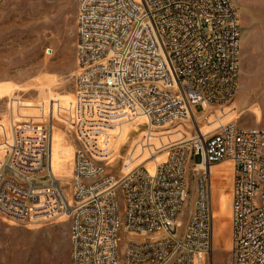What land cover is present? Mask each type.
<instances>
[{"label": "built area", "instance_id": "built-area-1", "mask_svg": "<svg viewBox=\"0 0 264 264\" xmlns=\"http://www.w3.org/2000/svg\"><path fill=\"white\" fill-rule=\"evenodd\" d=\"M240 32L233 0H79L73 99L11 117L0 146V216L22 225L69 219L70 264H196L212 246L210 166L226 160L231 264H264V126L226 122L150 141L196 105L204 112L232 98ZM55 118L76 141L70 181L52 169ZM136 122L146 128L126 167L108 174L113 132Z\"/></svg>", "mask_w": 264, "mask_h": 264}, {"label": "rangeland", "instance_id": "rangeland-1", "mask_svg": "<svg viewBox=\"0 0 264 264\" xmlns=\"http://www.w3.org/2000/svg\"><path fill=\"white\" fill-rule=\"evenodd\" d=\"M79 0H0V146L8 143L11 117L35 116L38 106L73 99L76 72V8ZM240 19L239 74L232 98L209 110L194 107L190 118L154 129V145L190 136L198 129L213 132L221 123L264 126V0H233ZM54 100V101H52ZM53 166L55 175L70 181L71 155L76 145L70 129L55 118ZM106 172L115 176L126 166L124 158L146 128L144 122L120 126ZM187 164L191 188V156ZM231 163L210 170L213 212L212 246L203 264H231L230 195ZM192 194L178 217L184 227ZM118 208L123 198L117 193ZM70 220L22 225L0 216V264H70ZM198 259V264L200 262Z\"/></svg>", "mask_w": 264, "mask_h": 264}, {"label": "bare ground", "instance_id": "bare-ground-1", "mask_svg": "<svg viewBox=\"0 0 264 264\" xmlns=\"http://www.w3.org/2000/svg\"><path fill=\"white\" fill-rule=\"evenodd\" d=\"M202 132V131H201ZM53 137H54V133H53ZM53 137H52V144H51V150H52V169H53V172H54V166H53ZM73 151H74V149H73ZM73 151H72V155H71V161H72V157H73ZM225 162H229V161H226V160H224V161H221V162H218V163H216V164H213V165H211L210 167H213V166H216L217 164L219 165V164H222V163H225ZM229 163H231V162H229ZM54 174H55V172H54ZM210 187H211V182H210ZM205 258V257H204ZM199 259V258H198ZM198 259L196 260V263L198 262ZM201 260H200V262L198 263V264H203V256L200 258Z\"/></svg>", "mask_w": 264, "mask_h": 264}, {"label": "crops", "instance_id": "crops-1", "mask_svg": "<svg viewBox=\"0 0 264 264\" xmlns=\"http://www.w3.org/2000/svg\"><path fill=\"white\" fill-rule=\"evenodd\" d=\"M212 167H210V170H211Z\"/></svg>", "mask_w": 264, "mask_h": 264}]
</instances>
